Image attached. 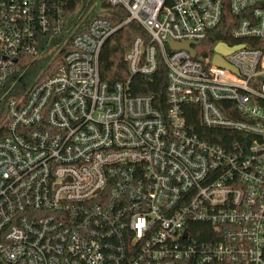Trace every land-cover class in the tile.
I'll return each mask as SVG.
<instances>
[{
  "label": "built area",
  "instance_id": "1",
  "mask_svg": "<svg viewBox=\"0 0 264 264\" xmlns=\"http://www.w3.org/2000/svg\"><path fill=\"white\" fill-rule=\"evenodd\" d=\"M68 3L0 0V88L24 54L69 48L5 102L0 264H264V0H107L150 37L134 39L113 87L99 56L119 27H83ZM227 5L235 27L208 50ZM160 60L163 108L131 91Z\"/></svg>",
  "mask_w": 264,
  "mask_h": 264
},
{
  "label": "trees",
  "instance_id": "2",
  "mask_svg": "<svg viewBox=\"0 0 264 264\" xmlns=\"http://www.w3.org/2000/svg\"><path fill=\"white\" fill-rule=\"evenodd\" d=\"M95 3L100 7L101 13H96V8H93ZM68 12H78V15L87 14L88 16L83 20V27L91 16L108 18L114 26L119 27L107 39L101 49L99 56L100 77L110 87H113L118 82L127 81L130 75L125 61V53L130 49L134 39L137 37H142L147 43L150 41V37L144 28L136 21L126 23L129 17L128 12L119 6L108 4L107 0H69ZM235 24V17H233L227 5L223 11L221 23L211 32L207 41L204 42L208 50H211L216 42L228 41V34L235 27ZM260 42V40L255 39L249 42V44ZM68 49L65 47L60 53H44L37 58L31 53H26L15 64L17 71L8 79L6 85L0 88V138L4 135L2 125L5 117L6 100L10 97H23L38 80L53 74L64 61ZM167 50H169L168 46ZM166 86L167 69L162 60H160L157 72L151 77L145 79L140 75H136L131 81L132 93L153 95L156 100V106L159 108H163ZM191 121L195 125V132L202 133L203 130L198 126L197 117L193 115Z\"/></svg>",
  "mask_w": 264,
  "mask_h": 264
},
{
  "label": "water",
  "instance_id": "3",
  "mask_svg": "<svg viewBox=\"0 0 264 264\" xmlns=\"http://www.w3.org/2000/svg\"><path fill=\"white\" fill-rule=\"evenodd\" d=\"M169 47L172 50H186L189 51L191 54H194V50L191 47V42H171L169 43ZM235 49L236 48H229L225 44H219L216 47L215 51L217 52V54H228L229 52ZM219 56L220 55L215 56L214 63L218 66L227 67V65L224 62H222Z\"/></svg>",
  "mask_w": 264,
  "mask_h": 264
},
{
  "label": "rangeland",
  "instance_id": "4",
  "mask_svg": "<svg viewBox=\"0 0 264 264\" xmlns=\"http://www.w3.org/2000/svg\"><path fill=\"white\" fill-rule=\"evenodd\" d=\"M96 13L98 14L99 12L101 13V11H100V9L98 8V9H96ZM201 48V52H205L206 50H207V48L206 47H200Z\"/></svg>",
  "mask_w": 264,
  "mask_h": 264
}]
</instances>
